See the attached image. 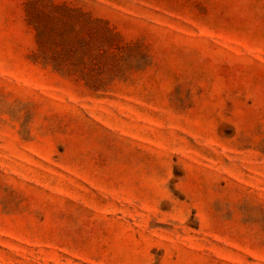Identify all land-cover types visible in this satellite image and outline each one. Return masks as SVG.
I'll return each mask as SVG.
<instances>
[{"label": "rangeland", "instance_id": "374dc122", "mask_svg": "<svg viewBox=\"0 0 264 264\" xmlns=\"http://www.w3.org/2000/svg\"><path fill=\"white\" fill-rule=\"evenodd\" d=\"M0 264H264V0H0Z\"/></svg>", "mask_w": 264, "mask_h": 264}]
</instances>
